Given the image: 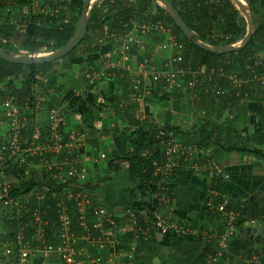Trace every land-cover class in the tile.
Wrapping results in <instances>:
<instances>
[{"label": "trees", "instance_id": "16d2710c", "mask_svg": "<svg viewBox=\"0 0 264 264\" xmlns=\"http://www.w3.org/2000/svg\"><path fill=\"white\" fill-rule=\"evenodd\" d=\"M38 1V11L34 12L29 8L27 14L23 16L26 22L23 26L25 33L20 39L19 48L28 52L41 54L42 52L60 49L71 40L80 15L81 5L76 9L69 8L70 14H67L69 0ZM47 2L51 3L52 9L56 10L58 8L55 14L45 15L41 12L44 4ZM168 2L192 33L194 39L200 41L205 48L234 45L240 42L246 34L245 29L238 24L239 11L235 9L230 0H168ZM245 2L252 13L251 19L254 22L251 39L243 49L223 55L211 53L195 45L193 40H188L180 29L174 25L165 10L152 0H98V2L92 5L89 12L84 38L70 53L61 59L51 63L28 66L9 64L0 60V108L4 101L11 97H17L19 100H22L28 94V90L40 84L39 80L41 77L49 78L52 84L56 85L58 83L57 71H52L55 63L60 62L63 64L64 72H68L70 65L66 63L69 60L87 53H94L106 44H114L121 37L126 36L127 38L128 34L135 31V34L139 38L147 42L145 52H140L136 45H130L135 52L140 54H147L149 50L153 53L158 52L164 57V62L168 63V72L175 73L181 70L184 73L183 76H177L175 83L172 85H169L165 78H159L160 83L158 84L157 82L156 84V97L166 93V91H170L173 99L179 98L182 101L191 95L198 96L200 110L205 116L213 117L212 123H223L221 119L226 124H232L239 120L247 122L244 114L246 113L244 111L247 103H251L252 107L255 103L264 105V0H245ZM9 8L0 6V15H7L8 21L13 23L12 25L0 24V48L8 53L14 52L15 49L12 45L3 43L2 40L10 41L17 33L19 26L22 25L21 22H15L19 17L13 11L11 12ZM67 17L69 18L68 20ZM157 22L168 24V33L152 30L147 34H141L139 30L140 26H151ZM219 32L222 33V38H218ZM169 37L172 39L171 42L168 41ZM38 38L47 41L52 40L54 46L37 42ZM155 45L159 49L157 52L154 47ZM116 58L117 56L111 61H116ZM154 63H156V60ZM202 69H205V71L201 72ZM103 74L105 73L103 72ZM233 76L249 82L244 90L236 88L233 85ZM19 78H22V81H19L21 80ZM47 84L43 88L44 95L46 96H48L47 90L50 89L49 84L48 86ZM22 86L25 89H22ZM248 90L249 102L243 100V92ZM102 97L112 104L117 114L127 115L134 108L133 106H128L126 110L118 108V103L114 100L112 90L108 93H103ZM63 100L72 112L82 115L88 129L91 131L88 134L90 138L88 146H91L90 152L93 156L98 157L100 152L104 150V145L94 140V131L97 133L99 131L101 133L108 132L107 128L99 126L101 122L96 117V114L102 111V107L96 105L95 99L90 93L81 98L75 96L69 90L64 93ZM151 101L155 102L154 99ZM176 104L175 109L178 110ZM54 107L56 108L57 105ZM165 127L168 132H172L171 137L159 136L158 128L155 126L138 125L134 127L133 130L124 135L127 138V146H129L127 153L122 157L116 158L107 156L106 160H104L105 165L103 166L102 164L101 169L99 167V172H101L99 180L95 182L93 173L91 172L92 169L89 168L87 169L89 170V174L84 184L72 181L68 184L74 189H88L92 194L98 189L101 182L104 183L111 180L121 167L125 165L128 175L131 178L138 179V183L134 189L135 192L138 191L141 195L147 192L150 200L149 203H146L143 202V199L136 200L132 196L130 204L126 205L123 209V213H125L124 217L114 221L118 228H122L125 222L131 218L130 216L133 215L135 219L134 230L141 234L151 227L152 222L156 221L154 219L155 214L153 213L163 211L165 207H172V201L176 194L175 180L187 166L196 163L193 160L194 153L192 151L184 153V155L179 154L177 156L176 154L171 157V160L172 162L178 161V164L173 167L169 175H166V170L163 166L166 164L168 158L166 154L167 141L173 140L184 148H192L194 146L196 149L205 146L207 142L209 143V141L211 142L214 139L213 133L209 132L205 135L202 128L183 129L175 124H165ZM68 132L64 131V134L67 135ZM236 140L237 142L234 143L227 136L226 152H249L264 157L261 150L251 147L252 145L248 141V137L244 136V134L238 135ZM197 166H201V163H198ZM4 174L7 177L15 176L19 178L23 176L22 170L12 167L6 168ZM42 178L40 176H30L22 184L13 188V194H25L33 186L44 187L45 184H48V180H46L45 176ZM211 182L220 193L223 186L222 180L216 175L212 177ZM54 185L51 187L53 191L58 189ZM158 193L164 195L169 202L165 204L157 200L154 195ZM209 198L208 192L202 195V204L204 206L208 203ZM91 200L92 210H95L97 206H101L95 197H91ZM219 200L220 198L218 197H213L212 199L215 204ZM237 208L243 214L241 221L264 218V199H260L257 202H246L244 200V203L238 205ZM48 212V219L54 226L53 232L56 233L58 229L56 215L52 209ZM143 213L146 216L149 214L148 221L144 220L145 216ZM208 213V222H214V219L211 218L219 219L217 215L212 214L214 216L212 217ZM70 216L74 218L73 213H70ZM27 217L28 214L22 215L21 219L23 223L27 222ZM3 222L5 234L2 239H11L16 230L17 221L9 218ZM104 225L107 231L108 229L112 230V227L107 223H104ZM222 230L221 227L220 232ZM23 232L25 235H30L34 232V228H26ZM171 233L163 235L159 242H156L153 236L146 241L140 236L141 241L139 243L140 245L157 243L163 246H171L188 240V242L195 244V239L188 234L176 235L175 233ZM133 234L130 233L123 239L120 238L119 242L122 244L128 243ZM250 241L253 242L252 240ZM261 242L264 245V240ZM234 245L236 250L245 246L239 234L236 235L235 241H233ZM235 253L237 254V252ZM185 255L184 264H206V258L194 255L193 250H188L185 252ZM33 264H44L41 256L34 259Z\"/></svg>", "mask_w": 264, "mask_h": 264}, {"label": "crops", "instance_id": "0c3cea01", "mask_svg": "<svg viewBox=\"0 0 264 264\" xmlns=\"http://www.w3.org/2000/svg\"><path fill=\"white\" fill-rule=\"evenodd\" d=\"M10 8H15V6ZM7 18V15H0V24L12 25L13 23L8 21ZM22 21L25 22V19ZM125 39L126 36L121 37L114 44H106L94 53H87L69 60L66 63L70 65L68 72H64L63 64H59L58 68L54 66L52 71H57V76L60 70L64 72L63 77L58 76L57 86L52 84L49 78H47L44 85H38L44 88L47 83L49 84L48 96L44 95L48 107L55 108V105L58 107L61 104H66L67 117L64 131H70L72 128L84 135L83 142L78 143V151L82 163L87 169H92L91 172L95 176V182L101 178L99 167L101 169V162L103 166L105 165L104 160L107 156L116 158L127 153L129 146H127V138L124 135L138 125L158 127L162 123L175 124L183 129L202 128L205 135L209 132L213 133L214 139L209 143L207 142L205 146L196 149L192 146L193 160L197 164L201 163V166H197L196 163L190 164L180 173L175 180L176 194L172 201V207H165L163 211L153 213L156 221L151 223L152 226L158 220L169 224L179 222V224H182L181 226L184 225L183 227L190 231L186 234L195 239V244L184 240L171 246H163L157 243L140 245V236L145 241L153 236V239L159 242L163 235L155 227L153 230L146 229L141 234L135 232L134 224L129 219L122 228L117 227L114 220L124 217L123 209L130 204L132 196L137 200L143 199L147 194V192L143 195L139 194L138 191L135 192L134 189L138 179L131 178L127 173V167L123 165L111 180L101 182L98 189L91 194L107 214H112L114 225L110 226L115 227V229L112 231L108 229L107 231L104 225L106 221L104 220L103 231L109 240H104L105 242L103 241L100 245L85 239L80 240L77 246L79 250L77 260L82 264H184L185 252L193 250L194 255L206 258V264H237V261L231 257L229 259L233 262L228 263L229 261H226V243L220 242V231L217 229L218 226L220 228L222 220L210 217L215 222L214 224L208 222V212L202 204V195L209 191L210 184L212 185V177L217 175L216 172H219L220 175H217V177L223 182L220 193L226 200V206L228 209L240 213L242 218L243 214L237 208L238 205L244 203V200L246 202H257L264 199V157L249 152L225 151L227 136L232 142L236 143L237 136L244 134L248 137L251 147L261 150L264 154V105L255 103L252 107L251 103H247L244 111L246 112L244 114L247 122L239 120L232 124H226L221 119L223 123L215 124L211 122L213 117L205 116L200 110L198 96L191 95L182 101L179 98L173 99L170 91H166V93L156 97V84L157 82L160 83V74H166L169 71L168 63L164 62V57L157 52L159 50L157 45L154 46L157 53L149 50L147 54H140L130 46L126 51H123L126 45ZM123 54L128 56L129 60L126 63L121 62ZM116 56V61H111ZM155 60L156 63H154ZM110 62L118 63L115 70L108 68ZM103 72L109 76L107 78L95 77L93 80L90 79L92 74ZM59 79L62 81L59 82ZM69 90L75 96L81 98L85 97L87 93L92 94L96 105L102 107V111L98 112L96 117L101 122L99 126L107 128L108 132L101 133L99 131L97 133L94 131V140L104 145V150L100 152L98 157L93 156L90 152L91 146H88L90 143L88 134L91 131L88 129L82 115L72 112L67 103L63 102L64 93ZM110 90H112L114 100L118 103V108L126 110L128 106L134 107L129 114H121L116 119V111L112 104L102 97L103 93H108ZM99 97L102 98L101 103H99ZM152 99L156 103L152 102ZM175 104L178 110L175 109ZM153 106L155 110L160 111H156V115L151 114ZM0 135H3L1 127ZM232 203L233 206L231 207ZM208 214L214 217L210 212ZM144 216V220L148 221L149 214ZM253 220L264 221V218ZM216 222L220 223L217 224ZM3 224V220L0 221V248L5 242L2 239L5 234ZM199 228L213 233L217 231L218 236L208 242L205 238L192 234V231ZM243 230L246 229L238 228L235 234V237L239 234L241 241L245 243L242 248L256 250L260 245H263V242H261L263 240L256 242L254 239L242 236ZM130 233L134 234L131 239L129 238L130 240L128 239V243L122 244L119 242L120 238L123 239ZM175 234L180 235V233ZM182 234L185 233L181 232ZM231 247H235V245ZM58 259V254L51 253L42 262L44 264H55ZM97 259L100 262L94 263L93 260ZM31 263L33 264V261Z\"/></svg>", "mask_w": 264, "mask_h": 264}, {"label": "built area", "instance_id": "2783aa9c", "mask_svg": "<svg viewBox=\"0 0 264 264\" xmlns=\"http://www.w3.org/2000/svg\"><path fill=\"white\" fill-rule=\"evenodd\" d=\"M152 1L157 4L155 0ZM18 3L24 8V15L27 14L29 8L34 12L38 11V0H0V6L7 8L16 7ZM160 7L162 8V6ZM57 11L58 8L52 9L51 3L47 2L41 12L45 15H53ZM168 28V24L157 22L151 26L142 25L139 30L143 35L152 30L168 33ZM126 40L123 51H126L130 45H136L140 52H145L147 49V42L139 38L135 31L128 34ZM168 41L171 42L172 39L169 37ZM2 42L12 45L15 51L10 53L17 56L34 54L20 49L14 42L6 40H2ZM128 60V56L123 54L121 62L126 63ZM117 65L118 63H110L108 68L115 70ZM204 71L205 69L201 70V72ZM183 75V71L178 70L175 73L160 74V77L165 78L166 82L172 85L177 76ZM108 76V74L95 73L90 76V79L107 78ZM19 79L22 81V78ZM232 81L233 85L241 90H244L249 83L237 79L236 76L232 77ZM248 97L249 90L244 91L243 100L249 102ZM98 100L101 103L102 98L99 97ZM66 117V104H61L56 108L48 107L43 87L38 84L28 90V94L22 100L11 97L4 101L0 108V127L3 132V135H0V221L9 218L17 221L13 237L5 240L0 248V264H30L38 256H41L43 261L51 253L58 254L59 259L55 264H82L77 260L79 251L77 246L80 240L85 239L99 245L104 240H109L103 231V223L105 220L106 223L113 226L112 214H107L100 206L92 210L90 191L85 188L74 189L68 184L70 181L84 184L89 172L82 163L78 151V143L83 142L84 135L72 128L65 135ZM157 128L159 136H172V132H168L165 124L162 123ZM166 145L168 158L163 167L166 170L165 174L169 175L173 167L178 164V161L172 162L171 157L176 154L177 156L184 155V153L191 152L192 148H184L173 140L167 141ZM8 167L22 170L23 176L19 178L7 177L4 172ZM216 174L220 175L219 172ZM92 175L95 178L94 174ZM30 176H40L41 179L45 176L49 185L45 184V188L33 186L25 194H13V188L22 184ZM53 184H55V188H58L55 191L51 190ZM209 189L208 196L210 198L205 207L208 212L217 215L220 221L222 220L223 230L219 232V237L221 243H226V261L231 257L237 261V264H264V245H260L256 250L247 248L236 250L235 247H231L236 229L264 230V221H241V214L227 208L224 196L216 190L215 186L210 184ZM154 196L162 203L169 202L164 195L158 193ZM213 197L220 198L217 204L213 203ZM51 209L56 215L58 224L56 233L53 232L54 226L48 219V211ZM70 213L74 214V218L70 216ZM23 214H28L26 223L22 222ZM143 215L145 214L143 213ZM130 217L129 221L135 224L134 216ZM181 225L179 222L169 224L158 220L150 227V230L155 227L162 235L170 231L180 234L181 232L190 233L186 227H183L184 225ZM31 227L34 228V232L25 235L24 229ZM192 234L201 236L208 242L218 236L217 231L213 233L201 228L192 231ZM93 262L99 263L100 260H93Z\"/></svg>", "mask_w": 264, "mask_h": 264}, {"label": "water", "instance_id": "95a60500", "mask_svg": "<svg viewBox=\"0 0 264 264\" xmlns=\"http://www.w3.org/2000/svg\"><path fill=\"white\" fill-rule=\"evenodd\" d=\"M92 0H82L81 4V11L80 15L77 21V24L75 26V30L73 33V36L71 40L60 49H57L54 52L46 54V56L42 57H35L34 55H28V56H17L14 53H8L5 52L0 48V60L7 62L9 64H17V65H41L44 63H51L56 60L61 59L68 53H70L84 38L85 31L87 28V20L89 16V12L91 10ZM162 4V8L165 10L169 18L172 20L174 25L180 29V31L183 33V35L188 40H193L194 44L197 45L200 48H203L211 53H220V54H226L229 52H237L241 49H243L249 42L252 36L253 28H254V22L249 16L248 11L242 4H240L237 0H231L237 9L241 12H243L246 15L247 20V32L243 39L238 43V45H220L215 46L212 48H205L202 43L198 40H195L192 33L188 30V28L183 23L182 19L179 17L177 12L173 9L171 4L168 2V0H158ZM92 7V6H91ZM149 194L147 193L143 197V202L149 203ZM242 236H247L250 239H254L256 242H259L261 240H264V230L256 229V228H247L246 230H243L241 233Z\"/></svg>", "mask_w": 264, "mask_h": 264}, {"label": "rangeland", "instance_id": "374dc122", "mask_svg": "<svg viewBox=\"0 0 264 264\" xmlns=\"http://www.w3.org/2000/svg\"><path fill=\"white\" fill-rule=\"evenodd\" d=\"M156 2H157V0H155ZM244 1V8H246V10L248 11V13H249V16L251 17V15H252V13L249 11V8H248V6H247V4H246V2H245V0H243ZM81 2H82V0H69L68 1V4H67V14H70V9L69 8H78L80 5H81ZM95 2H98V0H95ZM94 2V3H95ZM230 2L233 4V6L235 7V9H237V7L235 6V4L230 0ZM93 3V4H94ZM158 4V3H157ZM161 6V5H160ZM10 10H13V12L16 14V16H18L19 18L15 21L16 23L18 22V23H22V25H20L19 26V28H18V30H17V33L12 37V39L10 40V42H14V44L16 45V46H20V39L23 37V35H24V33H25V31H24V28H23V26H24V24H26V22L24 23V22H22L21 20H24V18H23V16H24V14H23V11H24V8L22 7V6H20L19 5V3H18V6H16L15 8H10ZM238 10V9H237ZM239 11V10H238ZM246 15L243 13V12H241V11H239V18H238V24L243 28V29H245V33L247 32V20H246ZM69 18L67 17V20H68ZM221 34L222 33H220L219 32V37L218 38H222L223 36H221ZM37 42H41L42 44H44V45H49V46H54L53 44H54V42L52 41V40H50V41H47V40H45V39H37ZM239 43V42H238ZM238 43H236V44H234L235 46L236 45H238ZM57 50V49H56ZM56 50H52V51H50V52H45V53H42V55H40V56H44L43 54H47V53H51V52H54V51H56ZM29 53H32V52H29ZM30 55H34V56H38L39 54L38 53H34V54H30ZM59 64H61L60 62H58V63H55V65L54 66H56L55 68H58L59 66ZM64 72L62 71V70H60L59 71V73H58V76H64V74H63ZM59 78V77H58ZM46 81H47V78H43V77H41L40 78V80H39V82H40V84L41 85H44L45 83H46ZM62 80H60L59 79V82H61ZM39 84V85H40ZM40 85V86H41ZM156 108V107H155ZM156 111L157 112H160L158 109L157 110H155L154 109V106L152 107V109H151V114H153V115H156ZM121 116V114H117L116 113V119H118L119 117ZM101 165H102V162H101ZM89 167H90V165H89ZM215 222V221H214ZM214 222L213 223H211V224H214ZM217 223V222H216ZM216 225V224H215ZM238 233V232H237ZM229 262L228 263H231V262H233L231 259H229L228 260Z\"/></svg>", "mask_w": 264, "mask_h": 264}, {"label": "bare ground", "instance_id": "6f19581e", "mask_svg": "<svg viewBox=\"0 0 264 264\" xmlns=\"http://www.w3.org/2000/svg\"><path fill=\"white\" fill-rule=\"evenodd\" d=\"M237 1L244 6V1L243 0H237ZM94 2H95V0H92L91 4H93ZM157 3L162 6V4L160 2L157 1ZM40 55H42V54H39L38 56H35V57H42ZM44 56H46V55H44Z\"/></svg>", "mask_w": 264, "mask_h": 264}, {"label": "clouds", "instance_id": "9594fccd", "mask_svg": "<svg viewBox=\"0 0 264 264\" xmlns=\"http://www.w3.org/2000/svg\"><path fill=\"white\" fill-rule=\"evenodd\" d=\"M219 223H220V222H218L217 224H219ZM221 225H222V224H220V228L222 227ZM218 227H219V226H218ZM218 227H217V229L220 231V228H218Z\"/></svg>", "mask_w": 264, "mask_h": 264}]
</instances>
